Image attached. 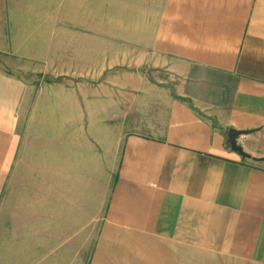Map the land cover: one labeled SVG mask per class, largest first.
Here are the masks:
<instances>
[{
	"label": "crops",
	"instance_id": "0c3cea01",
	"mask_svg": "<svg viewBox=\"0 0 264 264\" xmlns=\"http://www.w3.org/2000/svg\"><path fill=\"white\" fill-rule=\"evenodd\" d=\"M2 8L100 11V22L104 11H128L142 45L131 61L155 53L173 77L165 113L134 117L150 131L117 140L109 190L101 186L95 205L89 167L75 164L76 145L58 126L49 138L48 251L8 249L12 264L23 256L39 264L46 254L48 264H264V0H4ZM8 84L0 89V200L26 124ZM75 123L81 142L99 143L86 121ZM229 128L250 130L237 139L249 157L230 148Z\"/></svg>",
	"mask_w": 264,
	"mask_h": 264
},
{
	"label": "rangeland",
	"instance_id": "374dc122",
	"mask_svg": "<svg viewBox=\"0 0 264 264\" xmlns=\"http://www.w3.org/2000/svg\"><path fill=\"white\" fill-rule=\"evenodd\" d=\"M2 3L0 89L7 79L10 102L17 100L26 115L10 182L0 200V264H12L16 255L7 256L12 255L8 249L31 255L39 245L41 252L48 251L49 138L58 126H67L76 145L74 159L80 160L72 162L89 167L85 181H89V206L95 205L101 186L106 195L109 190L120 150L117 140L121 143L128 132L150 131L134 117L165 113L172 76L157 64L160 59L155 53L145 52L146 58L131 61L142 45L133 39L136 17L128 11H104V22H100V11H4ZM81 120L99 143L93 145L91 140L87 146L80 141L81 128L75 122ZM34 191L40 198L32 201ZM88 226L85 231L91 236L95 231L91 218ZM20 258L24 264H33L32 256ZM48 259V254L42 255L39 264H48Z\"/></svg>",
	"mask_w": 264,
	"mask_h": 264
},
{
	"label": "water",
	"instance_id": "95a60500",
	"mask_svg": "<svg viewBox=\"0 0 264 264\" xmlns=\"http://www.w3.org/2000/svg\"><path fill=\"white\" fill-rule=\"evenodd\" d=\"M250 130H238L235 128H229L227 130L226 138L230 148L238 152L243 157H249V155L243 151L242 146L237 143V139L240 135L249 133Z\"/></svg>",
	"mask_w": 264,
	"mask_h": 264
}]
</instances>
